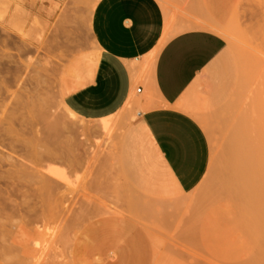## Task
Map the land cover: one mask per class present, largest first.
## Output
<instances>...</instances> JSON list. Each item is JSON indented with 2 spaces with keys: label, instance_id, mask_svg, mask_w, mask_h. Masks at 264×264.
Segmentation results:
<instances>
[{
  "label": "rangeland",
  "instance_id": "obj_1",
  "mask_svg": "<svg viewBox=\"0 0 264 264\" xmlns=\"http://www.w3.org/2000/svg\"><path fill=\"white\" fill-rule=\"evenodd\" d=\"M184 1H187V4L196 2V0ZM98 2L99 0H4L0 3L2 8H0V32H3L2 36L4 34L7 36L6 38L3 36V40L11 36L10 41L12 37H15L16 42H13L20 43L24 37L23 43L27 44L29 49L31 47L28 55H18L19 52L14 51L18 49L12 51L18 55L15 56L14 61H20L16 63L22 66L19 70L21 75L15 76L19 74L18 70L14 75L15 72L12 75L6 73L5 76L0 73V88L2 87V90L0 89V107H2L0 108V133L3 134H0V264H264L262 246L255 241L253 235L255 224L241 217L242 209L239 207L241 205L236 203L233 196L230 197L231 194L227 192L233 193L234 185L229 183L227 186L224 185L226 181L231 182L229 178L231 175L230 148L236 142L233 119H237L238 116L240 118L241 114L239 115L238 112H243L244 108L248 107V111L244 113L253 112L255 106L259 107L256 108L262 113H259V110L256 112L264 116V0H224V23L215 24V27L219 29H227L233 37L232 41L223 38L228 43L235 61L237 59L238 78L233 93L211 105L199 118L209 139L211 162L207 175L195 190L184 195L174 191L167 194L145 192L139 189L129 177L122 160L123 150L129 140L130 128L142 110L136 106L128 108V103L114 117L115 126L110 134L102 137L105 139L102 140L104 143L101 142L104 148L95 146L96 149H92V145L89 144H93L94 140L90 135L88 136L93 141L87 138L89 130L85 128L88 126L90 128L98 122L82 120L75 114L77 118L73 117V119H81L80 123L83 121L84 125L89 123L86 124L87 126L81 124L82 131H87L83 134L80 130L82 127L77 122L79 120L75 119L77 125L72 124L75 128L66 130L63 132L65 134L61 130L62 134L57 139L59 144H63L59 149L62 153L58 151L59 154L53 157L56 163L52 165L50 163L52 159L48 160L50 156L47 149L40 148L41 151H39V153L43 152L42 156L40 153V157L45 155V163L42 161L44 158L35 160L39 156L32 153L33 150L37 151L36 147L32 151V148L28 149L33 157L35 156V159H32V156L30 160L28 159L29 163H26V156L22 157L25 151L16 154V150L20 149L19 137H22V129L25 130L28 125L26 129L30 130L34 127V131L32 132L33 128L31 133L28 131L26 134L29 133V137L25 134L27 138L37 140L36 138L39 137L44 140V142L41 141L42 143L50 145L51 141L48 140L54 134L50 133L49 127L53 123V116L64 111L65 95L93 75L99 60V49L91 34V17ZM12 13L14 17L18 14L15 19L12 18ZM166 13L169 18H167L165 31L170 39L174 34L172 27L175 17L168 9ZM182 13L187 15L184 11ZM22 14H25L24 21L21 18ZM9 17L12 18L10 21ZM13 20L16 23L15 27L17 23L19 25L21 22L23 26L26 22L23 28L20 25L16 27L18 30L22 29L23 34L15 30ZM27 32L29 35L26 34ZM36 59L38 61H35ZM87 59L95 64L91 74L83 71L81 60ZM37 63H40L39 67H42V70ZM138 64L134 65L139 66ZM18 65L13 64L11 67L15 71ZM35 68L41 72L38 73ZM29 75H32L33 80ZM36 76L38 81L34 80ZM3 77L11 82L9 83ZM34 81H37L39 87L42 84L45 85L42 86L45 90L36 87ZM31 85L34 91H38L37 95L31 93H34ZM132 102L135 103L134 97ZM66 111L65 109L63 113H67ZM258 113H254L255 116ZM6 114L11 116L8 117ZM232 114L235 117H232ZM8 118L10 122L7 121ZM67 118H65L66 122ZM27 119L29 122L26 121ZM235 119L234 124L237 121ZM253 119H255V126H253L255 131L256 121H260L261 116H253L252 121ZM68 124L70 123L67 122ZM70 131L76 135L79 132L82 134L73 136ZM261 131L252 132V136L263 137L264 134H261ZM66 132H70L71 135ZM51 140L55 142L56 139L51 138ZM87 140H89L88 143ZM39 141H35L37 147H39ZM49 145L48 147H51ZM65 146L69 147L73 153L71 154L68 148L65 149ZM90 146L91 149H89ZM14 151L15 154L12 153ZM68 151L69 153H66ZM7 155L9 157L17 155L16 158L14 157L17 161L22 158L25 160L22 159L20 163H16V160H11L12 157L10 161ZM30 161L31 165L35 163L39 166L38 168L41 167L40 180L35 179V182H32L31 191L25 189L30 195L20 187L17 189L18 186L14 187L18 193L16 190L14 192L12 187L15 176L12 178L10 175H13L12 173L21 162L23 165H30ZM15 163L17 166L14 165ZM55 174L58 176L56 177ZM216 191L224 194L221 195L219 192L215 194ZM22 193L30 198L29 201L25 198L27 201L25 202L24 198H20L21 195L23 196ZM217 197L222 198L217 200ZM149 205L158 207L149 213L146 212ZM160 206H164L166 211L160 210ZM209 230L210 232L213 230L214 233H209Z\"/></svg>",
  "mask_w": 264,
  "mask_h": 264
},
{
  "label": "crops",
  "instance_id": "obj_2",
  "mask_svg": "<svg viewBox=\"0 0 264 264\" xmlns=\"http://www.w3.org/2000/svg\"><path fill=\"white\" fill-rule=\"evenodd\" d=\"M166 9L175 17L174 34L155 63L144 72L141 65L133 72L130 65L159 48ZM224 13V0H99L93 10L91 34L99 60L93 75L70 90L64 103L89 121L116 116L127 103L142 110L130 128L122 158L142 191L184 195L209 171L211 148L199 118L233 93L237 59L215 32L178 30L206 19L222 25Z\"/></svg>",
  "mask_w": 264,
  "mask_h": 264
},
{
  "label": "bare ground",
  "instance_id": "obj_3",
  "mask_svg": "<svg viewBox=\"0 0 264 264\" xmlns=\"http://www.w3.org/2000/svg\"><path fill=\"white\" fill-rule=\"evenodd\" d=\"M1 1H4V0H1ZM1 1H0V3H1ZM24 1V0H23ZM26 3V2H25ZM29 4V3H28ZM35 4V3H34ZM34 4H33V6H34ZM9 5V4H8ZM1 6V5H0ZM32 6V5H31ZM3 7V6H2ZM15 7H17V6H15ZM14 7V8H15ZM1 8V7H0ZM5 8V7H4ZM4 8H3V10H2V12L4 13L5 12V10H4ZM2 9V8H1ZM1 9H0V11H1ZM6 9V8H5ZM17 9V8H16ZM8 10V9H7ZM20 10V9H19ZM201 10V9H200ZM199 10V11H200ZM17 11V10H16ZM22 11V10H21ZM2 12H1V14H2ZM18 12V11H17ZM204 12V11H203ZM14 13H15V11H14ZM21 13H23V12H21ZM28 13V12H27ZM201 13V12H200ZM206 13V12H205ZM29 14V13H28ZM204 14V13H203ZM12 15H13V13H12ZM12 15H11V17H12ZM18 15V14H17ZM17 15L15 16V17H17ZM19 15H21V14H19ZM1 16V15H0ZM23 16V17H22ZM22 16H21V18H23V21H24V16H25V14H22ZM203 16V15H202ZM15 17H14V15H13V19H15ZM29 17V16H28ZM3 18H4V15H3ZM12 18H10L9 17V21L12 19ZM20 18V17H19ZM167 18H169V16L167 15ZM2 19V18H1ZM17 20H18V18H17ZM37 20H39V19H37ZM1 21V20H0ZM8 21V22H9ZM15 20H13V22L12 23H14V27H15V22H14ZM19 21H20V19H19ZM17 22V21H16ZM38 22V21H37ZM210 22H212V21H200L199 22V24H194V25H189V26H183L180 30H178V31H180V32H183V31H185V30H188V29H205V30H211V31H214V32H217L222 38L223 37H225L227 40H231L232 41V38L233 37H231L230 36V33L227 31V29H225V30H222V29H219V28H217V27H215V24H213V23H210ZM26 23V22H25ZM25 23H23V26L21 25V22H20V26H22V28L24 27V24ZM36 23V22H35ZM9 25V24H8ZM13 25V24H12ZM17 25H18V23H17ZM16 25V27H19V25L17 26ZM41 25V24H40ZM39 25V26H40ZM10 27H11V23H10ZM15 27V30H18L17 28ZM29 27V26H28ZM13 28V27H12ZM36 28V27H35ZM42 28V27H41ZM14 29V28H13ZM20 29V28H19ZM167 29V28H166ZM2 30V29H1ZM27 30H29V28L27 29ZM26 30V31H27ZM38 30V29H37ZM3 31H4V29H3ZM21 32V34H23L22 33V29L21 30H18L17 32ZM40 31V30H39ZM42 32H43V30H42ZM53 32V31H52ZM232 33H233V31H231ZM1 33H3L2 31L0 32V61L2 62L0 65H1V67L3 68H1L0 67V73H3V76H5V74L7 73V74H11L12 75V73L13 72H15V73H13V75L14 74H17V72H16V70H18V73L19 74H17V75H15V76H17L18 77V75H21V71H19V70H21V67H20V65L21 64H19L18 65V63L20 62L19 60V62L18 61H16V62H18V63H16L14 60H16V57L19 55V54H21V55H28V54H30L29 53V51H31V47H30V49H29V46L27 47L24 43H23V38L24 37H22V42H18V43H15L16 41H15V37H12V41H10V38H11V36H8V37H10L9 39L7 38V39H4L3 40V36L4 35H6V34H4L3 36L1 35ZM29 32H27L26 34H28ZM58 33V32H57ZM42 34V33H41ZM235 34V33H234ZM8 35V34H7ZM29 35V34H28ZM23 36V35H22ZM26 37H27V35H25ZM2 37V38H1ZM5 38L7 37V36H4ZM29 37V36H28ZM14 38V39H13ZM53 38H55V37H53ZM52 39V38H51ZM60 39V38H59ZM59 39H57V40H59ZM169 38L167 37V34H166V31H165V35H164V37H163V39H162V41H161V43H160V46H159V48L158 49H156L155 51H153L149 56H146V58L144 59V61H142V63L139 65L140 66V68L142 69V72H144L145 70H147V68L149 67V66H151L152 65V63H155L156 62V60H157V58H158V56H159V53H160V50L162 49V47L164 46V45H166V43L167 42H169ZM13 41H15V42H13ZM54 41V40H53ZM226 41V40H225ZM49 42V41H48ZM51 42V41H50ZM59 43V42H58ZM232 43V42H231ZM234 43V42H233ZM51 44V43H50ZM53 44V43H52ZM50 46H52V45H50ZM55 47H56V44H55ZM58 47V46H57ZM14 49H18V50H14ZM237 49V48H236ZM18 51L19 53H18V55H15V53H14V55H13V53H12V51ZM241 50L239 49V52H240ZM68 52V51H67ZM236 52H238V51H236ZM241 53V52H240ZM16 56V57H15ZM20 57V56H19ZM22 57V56H21ZM15 58V59H14ZM24 58V57H23ZM18 59V58H17ZM25 59V58H24ZM26 60V59H25ZM35 61H38L37 59L35 60ZM39 61H41V60H39ZM14 62V63H13ZM26 62V61H25ZM81 62H82V65H83V71L84 72H86V73H88V74H91V72H92V69L95 67V64H93V62L92 61H90V60H81ZM13 64H15V66H16V64L18 65L17 66V69H15V71H14V69H12V67H11V65L13 66ZM36 64V63H35ZM38 64V63H37ZM40 64V63H39ZM39 64L37 65L38 67H39ZM14 66V68H16ZM139 66H135L134 64L133 65H130V69L133 71V72H136V71H138L139 70ZM19 67H20V69H19ZM41 70L43 69L42 67H39ZM39 69V70H40ZM149 69H151V68H149ZM35 70H37V68H35ZM35 70H34V72H35ZM5 73H4V72ZM23 71V70H22ZM33 72V73H34ZM37 72H38V70H37ZM36 72V74H38V73H40V72H38L37 73ZM141 72V71H140ZM42 74V73H41ZM9 75H7V76H9ZM7 76H6V78H7ZM15 76H13V77H15ZM30 76V78H31V76L32 75H29ZM39 76V75H38ZM38 76H36V78L34 77V80H37L38 78ZM42 76H43V74H42ZM12 77V76H11ZM21 77V76H20ZM4 78V77H3ZM6 78H4V79H6ZM24 78V77H23ZM33 78V77H32ZM31 78V80H33ZM43 78V77H42ZM44 78H45V76H44ZM11 79V78H10ZM7 80V79H6ZM9 80V79H8ZM7 80V81H8ZM30 80V79H29ZM30 80V81H31ZM42 80V79H41ZM43 80H45V79H43ZM38 81V80H37ZM37 81H34L35 82V85H36V87H39L38 86V84L36 83ZM5 82V81H4ZM9 82V81H8ZM11 82V81H10ZM9 82V83H10ZM41 82V81H40ZM44 81H42L41 83H43ZM24 83H25V81H24ZM39 83V82H38ZM5 84V83H4ZM3 84V85H4ZM29 84V83H28ZM28 84H26V85H28ZM31 84H33L32 82H31ZM7 85H8V83H7ZM25 85V86H26ZM41 85V84H40ZM49 85V84H48ZM5 86V85H4ZM29 86V85H28ZM43 86V84L41 85V87H39V89L40 88H43L42 87ZM31 87H32V85H31ZM35 87V88H36ZM28 88V87H27ZM33 88V87H32ZM31 88V89H32ZM1 90H2V87L0 88ZM29 89V88H28ZM38 89V88H37ZM36 89V90H37ZM44 89V88H43ZM24 90H26V89H24ZM35 89L33 88V91H34ZM45 90V89H44ZM24 92H26V91H24ZM30 92H31V90H30ZM36 91H34V93L33 92H31L32 94H36L37 95V92L35 93ZM40 92H41V90H40ZM39 92V93H40ZM27 93H29V92H27ZM30 93V94H31ZM1 94V93H0ZM40 94H42V93H40ZM25 95V94H24ZM35 95V96H36ZM39 95V94H38ZM3 96V95H2ZM23 96V95H22ZM30 97V96H29ZM32 97V96H31ZM41 97H43L42 95H41ZM23 98V97H22ZM252 98V97H251ZM21 99V98H20ZM24 99V98H23ZM23 99H21L22 101H23ZM26 99V98H25ZM43 99V98H42ZM6 100V99H5ZM31 100H32V98H31ZM44 100V99H43ZM29 101H30V99H29ZM24 102V101H23ZM39 102H40V100H39ZM46 102V101H45ZM20 103H22L21 101H20ZM27 103V102H26ZM30 103V102H29ZM42 103V102H41ZM45 104V103H44ZM47 104V103H46ZM51 104V103H50ZM63 104H64V102H63ZM48 105V104H47ZM20 106V105H19ZM25 106H27V104L25 105ZM39 107H40V105H38ZM49 106V105H48ZM48 106H46V108L48 107ZM15 107H17V105L15 106ZM38 107V108H39ZM241 107V106H240ZM246 107V106H245ZM257 106H255L253 109H255L253 112H245L244 113V111H248V107L245 109L244 108V106L242 107V108H244L243 109V112H238V114L240 115V118H238V117H236L237 119H235V121L237 122H235V124H234V119H233V125H234V131H235V137H236V142H234V144H232V146H231V148H230V155H231V175H230V177L229 178H231V182L230 181H226V183L224 182V185L226 184V186L228 185V183L229 184H231V185H234L233 186V193H230V191H227L229 194H231V196L230 197H232L233 198V200L236 202V203H238L239 205H241V206H239V207H241V217L242 218H244L246 221L247 220H249V222L251 221V223L253 222V224H255V228H254V231H253V235H254V238H255V241L257 242V243H259L262 247H261V252L262 253H264V136L262 137H255L254 138V136H252V132L254 133H259V131H261L262 129V131L260 132L261 134H264V116H262V115H260L259 113H262L259 109H257V108H259V107H257ZM0 108H2V107H0ZM41 108H43V105H41ZM251 108H252V106H251ZM44 109V108H43ZM65 109L67 110L66 112L67 113H63V112H65ZM128 109V108H127ZM231 109V108H230ZM236 109V108H235ZM239 109V108H238ZM250 109V108H249ZM1 110V109H0ZM15 110V109H14ZM20 110H21V108H20ZM256 110L258 111L259 110V113L258 112H256ZM4 111V110H3ZM16 111V110H15ZM45 111V110H44ZM229 111V110H228ZM230 111H232V110H230ZM239 111V110H238ZM250 111V110H249ZM22 112V111H21ZM61 114L60 113H56L53 117H54V120H53V123L50 125V127H49V129L51 130V132L50 133H52V134H54V135H52V137L51 138H53V139H56L55 140V142H53L52 140H51V138H50V140H48V141H51V143H50V145H49V143H42L41 141L43 140H41L39 137L38 138H36L37 140H35L34 138V140H32V139H30V138H27V137H29V133H31L30 131H31V129H32V132L34 131V127H32L30 130H27L26 128L27 127H29V125L25 128V130L24 129H22V128H20V129H22V132H20V133H22L21 134V136L22 137H19L20 139H19V142H20V149H19V151H17L16 150V154H17V152H22V151H25V155L23 154H21L22 155V157H25L26 156V163H29V160H30V158H31V156L33 157V155H35V156H37V155H39L38 156V158H32V159H35V160H38L39 158H44L42 161H44V163H45V155L43 156V157H40V153H41V156L43 155V152H40L39 153V151H41V149H47V153H49V158L50 159H48V160H51V164L53 165V163H56V161H53V157H55V155H57V153H58V151H59V149H61V147L63 146V144L62 143H60V144H62L61 146H60V144H59V140L57 139L58 138V136L60 135V134H62L63 132H65L66 130L68 131V130H70L71 128H75L74 127V125H77V123H76V121L77 120H79V119H77L76 120V118H77V116L71 111V110H69V108H67V106L64 104V111H63ZM235 112V111H234ZM6 113V112H5ZM8 113V112H7ZM11 113V112H10ZM70 114V115H66V114ZM256 113H258V115L259 116H261V119H260V121L259 120H257L256 121V128H255V131H253V126H255V123H254V121H255V119H253V121H252V118H253V116L254 117H258V115H256L255 116V114ZM23 114V113H22ZM45 114V113H44ZM234 114H236V113H234ZM7 116H8V114H6ZM13 115V114H12ZM46 115V114H45ZM66 115V116H65ZM233 115V114H232ZM9 116H11V115H9ZM8 116V117H9ZM4 117V116H3ZM19 117V116H18ZM22 117V116H21ZM44 117H46V116H44ZM68 117V118H67ZM72 117V118H71ZM73 117H76V118H74L73 119ZM114 117L115 116H112V117H109V118H105V119H102V120H99V121H96V122H98L97 124H95V125H92V126H90V128H85V129H87V130H89L88 132H89V134H87V138L88 139H90L91 140V138L90 137H92V139L94 140V142H93V144L91 143V144H89V145H92V149H96L95 148V146L97 147V146H103V144L101 145V142L102 143H104V141H102L103 139H102V137H104V136H106L107 137V135H109L110 134V132L112 131V129L114 128V126H115V121L113 120L114 119ZM232 117H235V115H233ZM2 118V117H1ZM11 118V117H10ZM13 118V117H12ZM23 118V117H22ZM26 118H28V117H26ZM65 118H67V122L68 123H70V124H68L67 125V122L65 121L66 119ZM79 118V117H78ZM14 119V118H13ZM73 119V120H72ZM239 119V120H238ZM3 120H5V119H3ZM12 120V119H11ZM74 122H72V121ZM81 120V119H80ZM80 120L79 121H77L78 123H79V125H81V124H83L82 122L83 121H81V123H80ZM82 120H84V119H82ZM7 121H9V118L7 119ZM16 121V120H15ZM15 121H13V122H15ZM26 121H28L29 122V120L27 119ZM250 121V122H249ZM261 121H262V124H261ZM10 122V121H9ZM66 122V123H65ZM227 122V121H226ZM249 122V123H248ZM85 123V122H84ZM6 124H7V122H6ZM11 124V123H10ZM12 124H14V123H12ZM28 124V123H27ZM72 124H74V125H72ZM87 123H85V125L84 126H87L86 125ZM221 124V123H220ZM4 125V124H3ZM2 125V126H3ZM258 125H260V127H258ZM7 126V125H6ZM8 126H9V124H8ZM21 126H22V124H21ZM25 126H26V124H25ZM25 126H23V127H25ZM73 126V127H72ZM30 127H31V125H30ZM80 127H82V129H80L81 130V132L84 134V132L85 131H87V130H85L84 132L82 131L83 130V126L81 125ZM79 127V128H80ZM230 127H231V125H230ZM260 128V129H258V128ZM15 128V127H14ZM78 128V127H77ZM3 129V128H2ZM6 129V128H5ZM8 129V128H7ZM13 129V128H12ZM17 129V128H16ZM29 129V128H28ZM257 129V130H256ZM10 130V129H9ZM15 130V129H14ZM61 130H62V133H61ZM64 130V131H63ZM75 131V129H72V131ZM259 130V131H258ZM8 131V130H7ZM16 131V130H15ZM15 131L13 132V133H15ZM19 131H21V130H19ZM29 131V133L28 134H26L27 132ZM36 131V130H35ZM79 131V129L77 130V132ZM231 131V130H230ZM71 132V131H70ZM69 132V133H70ZM81 132H79L78 134H82ZM263 132V133H262ZM8 133V132H7ZM19 133V132H18ZM68 135H71L72 133H73V136H74V132H71V134H69L68 132H66ZM0 134H2V133H0ZM12 134V133H11ZM28 135L27 137H26V135ZM63 134H65V133H63ZM78 134L76 135V136H78ZM86 134V133H85ZM3 135V134H2ZM1 135V136H2ZM5 135H6V132H5ZM9 135H10V133H9ZM19 135V134H18ZM67 135V136H68ZM88 135H90V137L88 136ZM31 136V135H30ZM36 136V135H35ZM34 136V137H35ZM7 137V136H6ZM5 137V138H6ZM14 137V136H13ZM26 137V138H25ZM37 137V136H36ZM83 137H85L84 135H83ZM4 138V139H5ZM14 138H16V137H14ZM87 138H84V139H87ZM3 139V140H4ZM28 139V140H27ZM49 139V138H48ZM68 139L70 140V138L68 137ZM75 139H77V138H75ZM84 139H82V140H84ZM17 140V139H16ZM32 140V141H31ZM38 140H40L39 141V143L41 142V145H39V143H38V146L39 147H37V144L35 143V141H37L38 142ZM72 140V139H71ZM93 140H91V141H93ZM105 140V139H104ZM232 140V139H231ZM1 141V140H0ZM31 141V142H30ZM88 141L89 140H87V143H88ZM90 141V142H91ZM19 142H18V145H19ZM43 142H44V140H43ZM46 142V141H45ZM228 142V141H227ZM31 143V144H30ZM67 143H68V141H67ZM70 143H73V141H70ZM105 143H106V141H105ZM11 144H12V142H11ZM59 144V146H57ZM85 144V143H84ZM83 144V145H84ZM5 145V144H4ZM7 145V144H6ZM48 145L49 146H51V147H48ZM65 145V144H64ZM68 145V144H67ZM74 145H75V143H74ZM229 145V144H228ZM17 146V145H16ZM56 146H57V148H56ZM88 146V145H87ZM94 146V147H93ZM12 147H14V146H12ZM30 147V148H29ZM36 147V152L33 150L34 148ZM59 147V148H58ZM66 148L65 149H69V147H67V146H65ZM74 147V146H73ZM72 147V148H73ZM76 147V146H75ZM84 147V146H83ZM230 147V146H229ZM11 148V147H10ZM15 148V147H14ZM17 148H18V146H17ZM32 148V149H31ZM41 148V149H40ZM89 148V147H88ZM88 148H84V149H88ZM98 148V147H97ZM102 148H104V147H102ZM101 148V149H102ZM16 149V148H15ZM31 149V151H32V153H33V155L29 152V150ZM56 149H58L57 151H56ZM89 149H91V146H90V148ZM88 149V150H89ZM14 149H12V151H13ZM55 150V151H54ZM227 150H229L228 148H227ZM11 151V150H10ZM67 151V150H66ZM69 151L71 152V149H69ZM69 151L68 152H66V153H69ZM73 151V150H72ZM85 151V150H84ZM59 152H61V151H59ZM92 152V151H91ZM13 154H15V151L14 152H12ZM11 153V154H12ZM35 153V154H34ZM55 153V154H54ZM62 153V152H61ZM73 152H71V154H72ZM88 153H89V151H88ZM100 153H101V150H100ZM7 154H9V153H7ZM54 154V155H53ZM59 154V153H58ZM71 154H69V155H71ZM84 154H85V152H84ZM91 155V154H90ZM229 155V156H230ZM5 156V155H4ZM3 156V157H4ZM8 156V155H7ZM20 156V155H19ZM18 156V157H19ZM59 156V155H58ZM89 156V155H88ZM12 157V155H10V157L8 156V158H9V160H10V158ZM15 157V156H14ZM14 157H12L11 158V160H16L15 158L17 157V155H16V157L14 158ZM57 157V156H56ZM226 157V156H225ZM6 158V157H5ZM21 158V157H20ZM224 158V157H223ZM22 159H24V158H22ZM21 159V160H22ZM29 159V160H28ZM229 159V158H228ZM6 160H7V158H6ZM10 160V161H11ZM20 160V161H21ZM25 160V159H24ZM48 160H47V162H48ZM54 160H55V158H54ZM20 161H17L16 160V163L17 162H19L20 163ZM13 162H15V161H13ZM25 162V161H24ZM3 163V162H2ZM16 163L14 164V165H16ZM18 163V164H19ZM34 164V165H33ZM32 165H31V161H30V165L29 164H22V162H21V164H20V166H17V169L12 173L13 175H10V176H12V178L15 176V181L13 180V179H11V180H13L14 181V186L12 187L13 188V190H14V187L15 188H17V186H18V188L17 189H19V187L23 190H25V189H27V190H30L31 188H32V182L35 180V179H39L40 180V177H39V174H41V167L40 168H38L39 166L38 165H36L35 163H33ZM5 165V164H4ZM48 165V164H47ZM2 166V165H1ZM7 167V166H6ZM11 167V166H10ZM12 167H14V166H12ZM8 171V170H7ZM6 171V172H7ZM11 172V171H10ZM1 173V172H0ZM8 173V172H7ZM8 174H11V173H8ZM8 174H7V176H8ZM2 175H3V173H2ZM1 175V176H2ZM9 176V177H10ZM55 176L57 177L58 175H56L55 174ZM2 179H3V177H2ZM1 180V179H0ZM7 180H9V179H7ZM3 181V180H2ZM35 182V181H34ZM220 182V181H219ZM2 183V182H1ZM11 185V184H10ZM13 185V184H12ZM11 185V186H12ZM9 186V185H8ZM225 187V186H224ZM5 188V187H4ZM228 188V187H227ZM229 188H230V186H229ZM8 189V188H7ZM10 189H11V187H10ZM17 189H15L16 191H17V193H18V190ZM221 189H223V187L221 188ZM2 190V189H1ZM9 190V189H8ZM8 190H6V191H8ZM15 190H14V192H15ZM227 189H225V191H226ZM31 191V190H30ZM2 192V191H1ZM9 192V191H8ZM11 192V191H10ZM9 192V193H10ZM20 192V191H19ZM25 192H27L28 193V191H26L25 190ZM217 192H219V191H216V193L215 194H217ZM5 193V192H4ZM13 193V192H12ZM12 193H11V195H12ZM213 193V194H214ZM221 193V195H223L224 193H222L221 191L219 192V194ZM23 194V196H24V194L25 193H22ZM212 194V193H211ZM226 194V193H225ZM233 194V195H232ZM15 195V194H14ZM28 195H30L29 193H28ZM221 195H219V196H221ZM0 196H1V194H0ZM22 195L20 196V198H26L28 201H29V197L27 198V196H26V194H25V196L23 197ZM192 196V195H191ZM224 196H226V195H224ZM3 197V196H2ZM10 197V196H9ZM203 197V196H202ZM212 197V196H211ZM215 197V196H214ZM227 197H229L228 195H227ZM12 198V197H11ZM218 198V199H217ZM216 199L217 200H221V198L222 197H217ZM19 199V198H18ZM26 199H25V202H27L26 201ZM191 199H193V198H191ZM190 199V200H191ZM12 200V199H11ZM194 200V199H193ZM13 201V200H12ZM21 201V200H20ZM91 201V200H90ZM5 202H7V201H5ZM19 202V201H18ZM22 202H23V199H22ZM8 204H9V202H7ZM94 203V202H93ZM11 204V203H10ZM23 204V203H22ZM21 204V205H22ZM29 204V203H28ZM27 204V205H28ZM87 204V203H86ZM90 204V203H89ZM83 205V204H82ZM20 206V205H19ZM24 206V205H23ZM89 206V205H88ZM169 206V205H168ZM30 207V206H29ZM86 207V206H85ZM91 207H94V206H91ZM157 205H149L148 206V208L146 209V212H152V210L154 211L155 210V208L157 209ZM160 210H162L163 212H165L166 210H165V207L164 206H160ZM11 209V208H10ZM22 209H23V207H22ZM240 209V208H239ZM13 210V209H12ZM11 210V211H12ZM18 210V209H17ZM88 210V209H87ZM87 210H86V212H87ZM158 211H159V209H158ZM0 212H1V209H0ZM13 212H15V211H13ZM24 211H22V213H23ZM4 213V212H3ZM7 213V212H6ZM27 213H29V212H27ZM141 214H143V213H141ZM161 214V213H160ZM159 214V215H160ZM6 215V214H5ZM10 215V214H9ZM24 215V214H23ZM27 215V214H26ZM29 215V214H28ZM223 215V214H222ZM3 216V215H2ZM11 216V215H10ZM5 218V217H4ZM78 219V218H77ZM137 219V218H136ZM91 220V219H90ZM86 223V222H85ZM209 226H210V224H209ZM211 227H213L214 228V226H211ZM39 229V228H38ZM206 229V228H205ZM210 229V228H209ZM215 229V228H214ZM211 230V229H210ZM210 230H209V233H212L213 232V230H212V232H210ZM79 232V231H78ZM214 233V232H213ZM77 235V234H76ZM74 238V237H73ZM73 240V239H72ZM34 243H36V242H34ZM73 243V242H72ZM38 244V242L36 243V245ZM46 244V243H45ZM33 247H34V245H33ZM37 248V247H36ZM42 249V248H41ZM40 253H42V251L40 252ZM40 255V254H39ZM38 255V258H40V256ZM27 260H29V259H27ZM31 260V259H30ZM112 260V259H111ZM39 263V262H38ZM30 264V263H29ZM83 264V263H82Z\"/></svg>",
  "mask_w": 264,
  "mask_h": 264
},
{
  "label": "built area",
  "instance_id": "obj_4",
  "mask_svg": "<svg viewBox=\"0 0 264 264\" xmlns=\"http://www.w3.org/2000/svg\"><path fill=\"white\" fill-rule=\"evenodd\" d=\"M141 90H142L141 88L137 89V93H141Z\"/></svg>",
  "mask_w": 264,
  "mask_h": 264
}]
</instances>
